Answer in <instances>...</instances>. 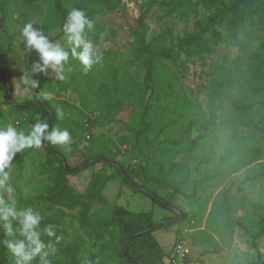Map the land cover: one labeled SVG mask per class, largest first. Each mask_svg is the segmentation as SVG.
I'll return each mask as SVG.
<instances>
[{
  "label": "rangeland",
  "instance_id": "obj_1",
  "mask_svg": "<svg viewBox=\"0 0 264 264\" xmlns=\"http://www.w3.org/2000/svg\"><path fill=\"white\" fill-rule=\"evenodd\" d=\"M162 1L123 0L114 12L97 15L96 20L105 25L104 36L109 39L92 42L94 51L109 53L115 64L134 70L130 44L135 40V30L147 26L149 36L171 27L175 34L182 35L193 28V20H181L175 14L167 16ZM40 6L42 0H0V18L4 15L2 7L6 9L4 26L0 25V64L5 61L9 63L10 80L14 85L13 101L25 102L39 96L37 85L41 68L49 78L57 79L63 67V62L48 65L41 62L40 51L29 44L24 34L29 25L31 30H39L40 35L54 46L68 51L75 47L69 40L70 34L62 33L59 26L49 33L42 31ZM220 30L224 37L215 45L214 51L197 58L194 63L188 62V71L168 62L176 74V98L165 96L162 89L160 97L155 93L150 100L149 95L140 100L139 96L137 105L117 112L113 102L107 104L106 97L86 94L87 98H84L74 88L60 96L50 95V101L58 112V121L53 130H67L70 133L68 143L58 144L69 164L77 165L85 155L109 145L111 148L119 146L122 150L121 160L133 167L149 161L155 163L158 169L163 163L168 174L171 164L176 163L179 165H176L174 175L180 176L184 172L182 165L188 166L187 179L182 184L184 193L176 195L174 200L187 212L188 218L169 230L158 229L154 232L166 253L163 261L154 264H264V236L254 240L260 229L259 217L247 201L239 199L249 198L264 206V25L247 26L246 30L240 32L241 37L250 36L260 44L252 49L255 59L246 60L239 68L235 60L241 54L240 48L226 30ZM184 60L186 56L183 54L179 62ZM145 73L143 70L141 80ZM61 74L71 80L73 73L62 71ZM228 77L235 83L221 87ZM1 83L2 80L0 103L7 95ZM44 89L45 94L49 95L47 85ZM250 104H253L252 109L240 111L241 107ZM3 108L9 113L0 119V128L10 125L26 135L30 133L26 125L19 123L26 115H19L8 105ZM80 109L85 114L97 116L93 128L84 127V114ZM144 113L150 129L140 133V129L146 127V123H141ZM112 118L114 121H110ZM176 143L179 145L174 151L171 147H175ZM166 144L169 149L165 147ZM195 144L197 147L194 148ZM45 152L41 147L25 158L23 168L19 169L17 163L10 168L8 185L12 191L3 193L6 198L14 200L13 187L20 178L26 190L38 191L48 183L47 176L38 170L39 163L46 159ZM97 171L118 174L115 167L102 163L80 174L68 175L67 179L72 187L84 193L93 173ZM147 184L162 195L168 192L162 185ZM132 192L127 185L126 191L119 190L117 180L110 181L104 190L111 202L126 205L134 201L135 208L140 211H151L155 207L156 221L162 217L159 213L161 209L168 216H176L175 212L154 204L148 196ZM126 208H130V205ZM42 210V206L36 207L38 214H42ZM213 210H216L214 216L211 215ZM227 220L229 226H225ZM74 221L77 230L85 236L79 229L78 221ZM3 230L0 228V233ZM193 233H197L198 240L192 238ZM181 241L188 250L183 262L175 251ZM119 249V245H115L106 253H100L101 264H109L110 261L123 263ZM205 250L209 253L202 255Z\"/></svg>",
  "mask_w": 264,
  "mask_h": 264
},
{
  "label": "trees",
  "instance_id": "obj_2",
  "mask_svg": "<svg viewBox=\"0 0 264 264\" xmlns=\"http://www.w3.org/2000/svg\"><path fill=\"white\" fill-rule=\"evenodd\" d=\"M122 2L123 0H42L40 26L44 33H49L58 26L62 28V33L67 32L65 25L71 13L79 11L91 24V27L85 25L86 39L90 43L109 39L108 36H104L105 25L96 20L97 15L114 12ZM161 5L167 16L175 14L181 20H193V28L182 35L175 34L171 27L151 33L149 36H147V26L142 30H135V40L130 44L131 64L135 66L134 70L129 66L115 64L109 53L95 52L92 63L85 65L72 54V50L61 48L68 52V58L62 61L63 67L58 78H49L44 68H41L43 70L37 85L39 96L25 102H17L8 98L9 83L12 93L14 91V85L10 80L9 63L5 61L4 64H0V80L7 94L5 100L0 103V119L9 113L3 108L4 105H8L10 110L19 115H26L19 123L26 125L28 130L31 131L33 125L40 123L47 125L46 134L51 133L58 121V112L50 101V95L60 96L71 88L79 91L84 98H87L86 94H93L99 98L106 97L107 104L111 105L113 102L117 112L137 105L139 96H141L140 100L145 99L147 95L150 100L155 93L160 97L162 89L165 90V96L176 98L178 96L175 87L176 74L168 62L177 64L185 72L188 71V62L194 63L197 58L214 51L215 45L224 37L220 28L226 30L228 36L240 48L241 54L235 60L237 68L246 60L255 59L252 49L258 47L260 42L250 36L241 37L240 32L246 30L247 26L264 25V0H163ZM2 8L4 15L0 18V25L4 26L6 9ZM36 32L39 33V30ZM76 51L81 52L82 47ZM7 53L8 51L5 52ZM183 54L186 60L179 62ZM40 60L43 62L41 53ZM143 70L146 73L141 80L140 75ZM62 71L72 72L71 80H67L61 74ZM234 83V80L228 77L221 83V87ZM46 85L49 95L44 91ZM68 105L79 108L74 104ZM252 107L253 104H250L241 107L240 111ZM80 111L84 114V127L93 128L97 116L85 114L81 109ZM145 115L144 113L141 123H146V127L141 128L140 133L150 129L148 122H145ZM86 119L89 126L85 125ZM110 121H114V118ZM177 145L179 143L171 147L172 150L178 149ZM41 147L46 150L44 154L46 159L39 163L38 170L47 176L48 183L38 191L26 190L20 178L13 187L14 200L7 199L10 202L14 201L19 208L31 209L36 214H38L36 207H43L42 214L38 215L41 218V238L46 245L44 251L48 253L46 257L48 264H101L100 253H106L107 249L115 245L120 247L118 252L123 263L110 261L109 264H154L165 259L166 253L155 238L154 232L158 229L169 230L173 225L188 218L187 212L174 201L176 195L184 193L182 184L187 179L186 164L182 165L184 172L180 176L174 175L176 165H179L176 163L171 164L168 174L165 173L163 163L158 169L155 163L149 161L133 167L121 160L122 150L119 146L111 148L107 145L105 149L85 155L81 163L73 166L68 163L60 145H54L49 140L43 139L39 147H25L20 153L16 152L7 172L9 173L10 168L16 163L19 169L23 168L25 158ZM165 147L169 149L168 145ZM181 149L188 151L185 148ZM102 163L115 167L117 173L122 176V183L133 192L148 196L154 204L175 212L176 216H164L156 221L152 210L136 212L111 202L105 196L104 190L114 179L113 174L94 172L84 193L69 184L68 175L80 174ZM147 183L162 185L168 189V192L162 195ZM239 199L247 201L254 208L255 215L259 217L260 229L254 237L256 241L257 238L264 236V206L249 198ZM175 208L184 214L182 219H178L179 214ZM225 208L228 210L226 204ZM215 214L216 210L211 211V215ZM74 220L78 221L79 229L85 236L77 230ZM225 226H229V220L225 221ZM49 227L54 233L52 236L44 231ZM4 235L3 230L0 238ZM196 235L197 233H193L192 238L198 240ZM230 244L231 242L227 245ZM207 253L208 250H205L202 255ZM186 260L190 261L188 258ZM0 264H12L11 257L3 244H0ZM33 264H40V258L37 257Z\"/></svg>",
  "mask_w": 264,
  "mask_h": 264
},
{
  "label": "clouds",
  "instance_id": "obj_3",
  "mask_svg": "<svg viewBox=\"0 0 264 264\" xmlns=\"http://www.w3.org/2000/svg\"><path fill=\"white\" fill-rule=\"evenodd\" d=\"M85 25L91 27L81 12L73 11L65 29L70 34L69 40L75 45L72 54L83 64L90 65L95 51L86 39ZM24 34L28 37L29 44L40 51L45 65L53 62L60 64L68 58V52L58 45L50 44L38 32L31 30L30 25L25 29ZM79 47H82L81 52L76 51ZM46 128V124L37 123L27 135L10 125L0 128V228L5 231L4 237L0 238V244L6 247L12 264H33L37 257L40 258V264H48L46 259L48 253L44 251L46 245L41 238L40 216L31 209L19 208L14 201L10 202L3 195L4 192L12 191L8 185L7 169L17 151L25 147H39L43 139L49 140L54 145L66 144L70 141V133L67 130H53L46 134ZM44 231L49 236L54 235L50 227Z\"/></svg>",
  "mask_w": 264,
  "mask_h": 264
},
{
  "label": "crops",
  "instance_id": "obj_4",
  "mask_svg": "<svg viewBox=\"0 0 264 264\" xmlns=\"http://www.w3.org/2000/svg\"><path fill=\"white\" fill-rule=\"evenodd\" d=\"M108 174H110V173H108ZM113 175H114V179L113 180H117V182H118L119 190L121 189L122 192L126 191V185L122 184V176L120 174H113ZM115 175H119V176H115ZM135 194H138V193H135ZM132 198H134V196ZM117 204L122 205L124 207H127L128 205H130V208H128L129 210L136 211V212L140 211V209L135 208L136 203L134 201H131V204L127 203L126 205L121 204L120 202L117 201ZM148 206H150V205L148 204ZM154 209H155V207H152L151 210L154 212ZM159 213L161 214L162 217L168 216L167 213H165V211H163L162 209L159 210Z\"/></svg>",
  "mask_w": 264,
  "mask_h": 264
},
{
  "label": "built area",
  "instance_id": "obj_5",
  "mask_svg": "<svg viewBox=\"0 0 264 264\" xmlns=\"http://www.w3.org/2000/svg\"><path fill=\"white\" fill-rule=\"evenodd\" d=\"M85 125L86 126H89V123H88V120L87 119L85 120ZM88 137H90V136H88ZM184 244L185 243L183 241H181L177 245V247L175 249V251H176V253L178 255V258H180L182 262L184 261V258L186 257V255L188 253V250L185 248V245Z\"/></svg>",
  "mask_w": 264,
  "mask_h": 264
},
{
  "label": "water",
  "instance_id": "obj_6",
  "mask_svg": "<svg viewBox=\"0 0 264 264\" xmlns=\"http://www.w3.org/2000/svg\"><path fill=\"white\" fill-rule=\"evenodd\" d=\"M11 95H12V89H11V86H10V83H9L8 98H9L10 101H12V96H11ZM175 210H176L177 213L179 214L178 219H182L183 216H184V214H183L181 211H179L177 208H175Z\"/></svg>",
  "mask_w": 264,
  "mask_h": 264
}]
</instances>
